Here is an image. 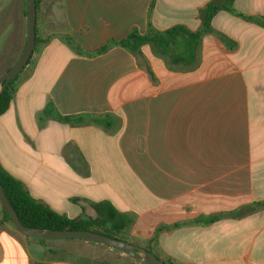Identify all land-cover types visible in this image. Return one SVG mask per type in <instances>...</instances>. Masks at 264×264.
I'll list each match as a JSON object with an SVG mask.
<instances>
[{
  "label": "crops",
  "instance_id": "1",
  "mask_svg": "<svg viewBox=\"0 0 264 264\" xmlns=\"http://www.w3.org/2000/svg\"><path fill=\"white\" fill-rule=\"evenodd\" d=\"M210 1L37 0L43 44L0 116V164L67 218H95L93 205L104 201L134 215L128 242L166 264H264V210L164 231L151 243L159 227L264 201V28L220 12L212 26L237 48L204 37L191 72L170 70L149 45L141 57L122 47L86 56L66 41L93 52L149 25L197 31ZM235 7L264 17V0ZM26 39V0H0L1 54L14 51L15 64ZM50 103L63 116L113 115L119 126L43 119ZM22 238L0 225V264H143L100 243ZM53 249L71 256L52 259Z\"/></svg>",
  "mask_w": 264,
  "mask_h": 264
},
{
  "label": "trees",
  "instance_id": "2",
  "mask_svg": "<svg viewBox=\"0 0 264 264\" xmlns=\"http://www.w3.org/2000/svg\"><path fill=\"white\" fill-rule=\"evenodd\" d=\"M220 12H228L233 16L264 28V17H252L240 13L235 7V0H212L199 10L198 18L201 25L197 31H191L184 25H177L166 31H157L152 25H149V30L145 35H140L138 32L132 31L124 40L117 41L111 39L100 49L93 52L81 48L71 37H67L66 41L78 54L86 56L100 55L108 52L114 47H122L128 52L141 57V48L145 45H149L151 46L154 55L163 59L170 70L191 72L198 67L199 50L204 37L215 35L227 48L231 50L237 48V43L232 41L226 35L217 32L212 26L213 19ZM41 43L43 44V41L39 39L37 34L36 49L34 53L38 51ZM31 62L32 58L27 67ZM27 67H25V69ZM11 68L12 67L7 71ZM23 71L10 82L4 92L0 95V116L9 109L14 100L19 88L20 76ZM149 73L152 74L150 70ZM42 117L43 119L55 120L73 126L97 125L104 127L107 130H116L119 126L118 118L113 115L87 114L63 116L58 113L52 103L47 105L42 113ZM0 183L21 223L28 228L55 231H93L113 239L128 242V231L135 224L134 215L119 212L110 202L107 201L93 205L96 212L95 218L70 219L60 215L46 205L35 200L29 194L23 183L7 173L1 164ZM261 210H264V201L248 204L231 212L200 217L193 222L180 223L173 226H162L157 229L151 243L156 242L159 234L164 231L179 229L186 225L208 226L223 219H242ZM2 215L3 221L0 224L4 225V222H7L14 228L12 220L3 208ZM37 241L43 245L47 243L42 240ZM149 252H151L150 249ZM79 261L83 262L82 260Z\"/></svg>",
  "mask_w": 264,
  "mask_h": 264
},
{
  "label": "water",
  "instance_id": "3",
  "mask_svg": "<svg viewBox=\"0 0 264 264\" xmlns=\"http://www.w3.org/2000/svg\"><path fill=\"white\" fill-rule=\"evenodd\" d=\"M27 6V39L23 53L12 68L0 76V95L10 82L18 76L29 64L36 49V18H37V0H26ZM0 203L4 211L9 215L14 228L23 236L42 241L55 240H80L87 242L100 243L128 254L134 260L143 264H166L158 259L151 252L133 245L127 241L113 239L111 237L95 233L93 231H55L48 229H33L25 227L13 206L9 202L5 191L0 183Z\"/></svg>",
  "mask_w": 264,
  "mask_h": 264
},
{
  "label": "rangeland",
  "instance_id": "4",
  "mask_svg": "<svg viewBox=\"0 0 264 264\" xmlns=\"http://www.w3.org/2000/svg\"><path fill=\"white\" fill-rule=\"evenodd\" d=\"M12 54V55H11ZM14 54H15V52L13 51V52H10V53H7V55L6 56H4L3 54H1V52H0V75L3 73L4 74V72L7 70V69H9L11 66H13L14 65V61H15V57H14ZM3 221V215H2V206H1V203H0V223ZM1 225V224H0ZM5 225H7V226H9V227H11L12 228V232L15 234V235H17V237H20V242H22L23 240V236L15 229V228H13L9 223H7V222H4V225H1V226H5ZM11 233V232H10ZM35 241H37V240H35ZM65 241H67V240H55V241H52L51 243L53 244V245H59V244H61V243H65ZM68 241H74L75 243L76 242H78V241H80V240H68ZM25 249V251L27 252V249L26 248H24ZM54 250H56V249H53V251ZM28 251L30 252V255H32V256H35V253H33L32 252V249H31V246H29V248H28ZM53 251H51V252H53ZM28 254V253H27ZM71 256V254L70 253H68V252H65V251H60L59 249L58 250H56L54 253H52V255H50L49 257H51L52 259H61V258H63V259H67V258H69Z\"/></svg>",
  "mask_w": 264,
  "mask_h": 264
}]
</instances>
